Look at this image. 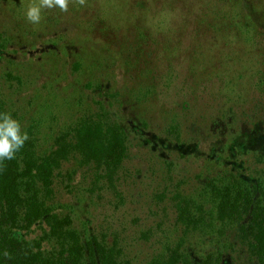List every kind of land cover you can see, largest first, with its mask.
<instances>
[{
	"label": "rangeland",
	"instance_id": "1",
	"mask_svg": "<svg viewBox=\"0 0 264 264\" xmlns=\"http://www.w3.org/2000/svg\"><path fill=\"white\" fill-rule=\"evenodd\" d=\"M29 3L0 0V57L14 59L0 76L23 79L0 86L48 136L110 93L130 149L116 187L81 206L92 231L116 236L134 263L177 240L178 188L192 194L241 160L264 172L259 152L238 154L264 136V0H69L67 12L42 9L38 24L26 19Z\"/></svg>",
	"mask_w": 264,
	"mask_h": 264
},
{
	"label": "trees",
	"instance_id": "2",
	"mask_svg": "<svg viewBox=\"0 0 264 264\" xmlns=\"http://www.w3.org/2000/svg\"><path fill=\"white\" fill-rule=\"evenodd\" d=\"M5 45L0 43L3 55ZM3 58L0 63L14 61ZM0 79L23 84L12 72ZM13 102L0 86V113H9L29 137L14 159L0 162V264H138L125 256L116 236L95 234L82 213L86 196L116 187L130 149L133 133L113 121L110 93L104 92L96 110L50 136L39 121L19 116ZM142 130L144 124L134 126L136 133ZM253 142L260 148L247 145L238 154L244 159L259 152L264 162V136ZM199 186L192 194L177 189L170 199L177 240L139 264H222L227 256L231 264H264V172L251 174L241 160Z\"/></svg>",
	"mask_w": 264,
	"mask_h": 264
},
{
	"label": "clouds",
	"instance_id": "3",
	"mask_svg": "<svg viewBox=\"0 0 264 264\" xmlns=\"http://www.w3.org/2000/svg\"><path fill=\"white\" fill-rule=\"evenodd\" d=\"M84 5L85 0H76ZM69 0H30L26 9V19L33 24L41 20L42 9L58 7L61 11H68ZM29 139L26 132H22L20 123L13 119L9 113H0V162L12 160L15 154Z\"/></svg>",
	"mask_w": 264,
	"mask_h": 264
}]
</instances>
